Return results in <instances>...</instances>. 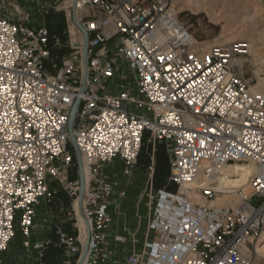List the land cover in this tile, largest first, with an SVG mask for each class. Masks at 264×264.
I'll use <instances>...</instances> for the list:
<instances>
[{
    "label": "built area",
    "instance_id": "obj_1",
    "mask_svg": "<svg viewBox=\"0 0 264 264\" xmlns=\"http://www.w3.org/2000/svg\"><path fill=\"white\" fill-rule=\"evenodd\" d=\"M67 8L74 51L55 71L46 60L62 39L46 26L0 16V256L18 229L30 246L34 205L58 193L51 178L77 204V236L60 232L59 244L79 252L78 263L86 246L84 264L110 260L104 243L114 185L104 166L117 158L135 166L148 133L150 143L171 146L168 181L176 189L148 190L155 200L148 239L125 264H251L264 233V90H252L240 73L238 58L249 44L203 50L173 0H71ZM74 16L88 35L86 66L85 36ZM78 99L73 134L90 171L82 213L68 129ZM241 164L253 172L246 188L228 192L238 206L197 201L226 194L218 180Z\"/></svg>",
    "mask_w": 264,
    "mask_h": 264
},
{
    "label": "crops",
    "instance_id": "obj_2",
    "mask_svg": "<svg viewBox=\"0 0 264 264\" xmlns=\"http://www.w3.org/2000/svg\"><path fill=\"white\" fill-rule=\"evenodd\" d=\"M39 1L0 0V16L15 20L16 17L6 11L11 5L20 3L27 13V18L22 24L33 29L46 26L52 37H60L62 45H51V56L46 60V68L49 71H55L74 51L69 43L67 19L63 18L65 15L57 12L60 9L52 10L49 15L41 18L38 8ZM47 1L57 3V0ZM60 18L65 24L64 31L60 29L61 25L57 21ZM71 32L74 34L72 29ZM170 164L171 146L169 143L161 141L153 147L146 133L135 166L128 167L119 158L104 166L109 180L114 185V192L108 200L112 222L106 229L104 243L111 252V259L100 264H125V259L132 252L142 249L144 242L148 239L147 223L153 211V207L149 205L152 200L147 196L148 190L151 188L155 193L158 189L167 191L176 189V186L168 181ZM151 166H153L152 173H155V176L152 174L150 177ZM49 183L51 187L58 189V193L51 199L41 198L34 205L35 213L29 237L30 246H24L26 238L22 233V240L17 243L16 234L7 250L1 254L0 264H79V252H70L67 246L59 244L60 232L77 236V228L74 225V208L77 204L74 202V197L61 189L51 178ZM154 202L155 200L152 201ZM85 232L86 230H83L82 233L84 242L87 235ZM116 237H122V240L118 241ZM36 244H43V248H35ZM76 246L81 247V244L76 242Z\"/></svg>",
    "mask_w": 264,
    "mask_h": 264
},
{
    "label": "rangeland",
    "instance_id": "obj_3",
    "mask_svg": "<svg viewBox=\"0 0 264 264\" xmlns=\"http://www.w3.org/2000/svg\"><path fill=\"white\" fill-rule=\"evenodd\" d=\"M69 2L70 0L65 2L57 0V3L54 4L52 1L40 0L38 3L39 14L41 18H44L52 10L60 9L57 12L65 15L67 11L69 17L70 9L67 8ZM173 3L180 12L181 19L190 27L195 38L203 43L200 45L203 50L206 51L214 45L247 42L249 44L248 53L238 58L242 64L240 73L250 82L251 86L264 83V0H201L203 5L210 6L214 19L206 11L194 13L187 10L188 0H173ZM6 12L13 14L21 23L27 18V13L20 3L11 5ZM64 17L66 18V16ZM57 21L61 25L60 29L64 31L63 19L60 18ZM74 28L71 29L78 36L77 28ZM260 90H264V85L260 87ZM70 175L71 179H74L79 176V172L73 168ZM232 199L240 202L235 195L232 196ZM21 238V232L17 230V243H20ZM251 264H264V256L257 252L256 247L252 249Z\"/></svg>",
    "mask_w": 264,
    "mask_h": 264
},
{
    "label": "bare ground",
    "instance_id": "obj_4",
    "mask_svg": "<svg viewBox=\"0 0 264 264\" xmlns=\"http://www.w3.org/2000/svg\"><path fill=\"white\" fill-rule=\"evenodd\" d=\"M70 4H71V0L69 2V6H70ZM209 7H207L206 5H203L201 3V0H188V3L186 4V9L187 10H190V11H192L194 13H198L200 11H206L209 14V16L212 19H214L213 15H212V12H211V9ZM68 13H69V17H70L71 16L70 10H69ZM71 27L74 28V27H76V25L75 24H71ZM73 38H74V41H78V36H77L76 33L73 34ZM198 44L202 45L203 43L201 41H198ZM260 82H262V81H260ZM263 82H264V77H263ZM263 85H264V83H262L260 85L257 84L255 86H251V88L254 91H259L260 87L263 86ZM157 143L158 142L150 143V144L153 147H155V145ZM140 153H141V151H140ZM137 162H138V160H137ZM252 172H253V167L251 165H248V164H241V165H236V166L230 167L228 170L223 172V175L218 180V186H217L218 188L224 190L226 192V194L220 195L219 198L217 197L218 199L216 198V199L211 200V201H205L203 198L198 197L197 201H199L200 203H202L204 205L210 206V207H223V206H234V207H236V206H238L240 204V202L234 201L232 199L233 195L232 194H228V192L232 191L233 189L235 190L236 188H238V189L239 188H243V189L246 188V185L248 183V179H249L250 175L252 174ZM83 176L85 178V182L90 177L89 167H88V164L86 162H83ZM170 184L174 185L172 183H170ZM200 186H202L201 181L195 182V183L192 184L193 188H197V187H200ZM82 224H83V230H85L84 221H82ZM256 248H257V252L260 255L264 256V233H263L260 241L256 245Z\"/></svg>",
    "mask_w": 264,
    "mask_h": 264
},
{
    "label": "water",
    "instance_id": "obj_5",
    "mask_svg": "<svg viewBox=\"0 0 264 264\" xmlns=\"http://www.w3.org/2000/svg\"><path fill=\"white\" fill-rule=\"evenodd\" d=\"M74 20L76 21L77 25L79 26V28L83 31L84 36H85V44H84V62H85V66L87 63V55H86V51H87V42H88V35L87 32L84 30V28L80 25V23L77 21L76 16H74ZM86 76V75H85ZM79 106H80V99H78L73 107L72 113H71V118H70V122H69V132L71 134V139H72V144L74 146L75 152H76V158L78 161V167H79V175H80V179H81V195H80V212L82 213V201H83V196H84V192H85V178L83 176V159H82V155L81 152L77 146L74 134H73V130H74V125H75V121H76V115L77 112L79 110ZM87 255V246L85 248V251L83 253L82 259L79 262V264H84V260L86 258Z\"/></svg>",
    "mask_w": 264,
    "mask_h": 264
}]
</instances>
